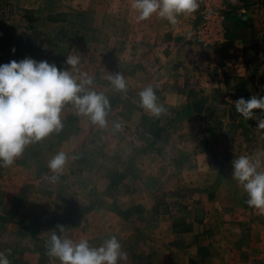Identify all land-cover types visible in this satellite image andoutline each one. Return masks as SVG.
Returning <instances> with one entry per match:
<instances>
[{
    "label": "crops",
    "instance_id": "crops-1",
    "mask_svg": "<svg viewBox=\"0 0 264 264\" xmlns=\"http://www.w3.org/2000/svg\"><path fill=\"white\" fill-rule=\"evenodd\" d=\"M227 3L234 12L223 39L205 47L191 39L196 12L170 24L156 13L139 20L131 0H0L1 7L44 18L85 11L88 25L59 36L66 45L61 65L16 48L12 34L0 39V64L31 57L78 80L86 75L93 80L88 87L111 105L101 128L64 104L58 131L0 166V252L10 264H60L47 246L57 225L91 247L115 236L127 253L120 264H264V214L247 205L233 178L241 155L264 171V128L257 122L264 110L245 119L235 109L239 97H248L241 86L249 88L251 69L264 66V0ZM69 55L79 57L75 68L66 63ZM115 73L126 91L107 79ZM148 85L164 108L159 116L141 107L139 93ZM60 151L69 159L53 182L48 162Z\"/></svg>",
    "mask_w": 264,
    "mask_h": 264
},
{
    "label": "clouds",
    "instance_id": "clouds-1",
    "mask_svg": "<svg viewBox=\"0 0 264 264\" xmlns=\"http://www.w3.org/2000/svg\"><path fill=\"white\" fill-rule=\"evenodd\" d=\"M131 7L139 13V20H147L156 13L176 24L180 14L197 12L200 3L199 0H131ZM66 63L75 68L79 57L69 55ZM107 79L117 91H126L127 83L120 73L110 74ZM92 83L91 77L85 75L78 80L68 70L31 57L0 64V166H11L27 145L58 131L66 103L74 104L78 114L87 117L93 125L107 127L109 99L103 92L88 87ZM139 96L141 107L151 114L159 116L164 111L151 85L141 90ZM235 109L245 119H253L254 110H264V95L241 96L235 102ZM257 122L264 128V118H257ZM114 128L119 130L120 123H114ZM68 159L67 153L60 151L49 160L53 182L63 172ZM259 167V161L254 163L249 156L241 155L233 161V178L247 193V205L264 214V171H258ZM64 232V225H57L47 242L48 255L57 258L60 264H120L127 260V253L115 236L99 247H91L87 239L77 242L64 236ZM0 264H10L4 252H0Z\"/></svg>",
    "mask_w": 264,
    "mask_h": 264
},
{
    "label": "rangeland",
    "instance_id": "rangeland-1",
    "mask_svg": "<svg viewBox=\"0 0 264 264\" xmlns=\"http://www.w3.org/2000/svg\"><path fill=\"white\" fill-rule=\"evenodd\" d=\"M10 8L12 7L0 6V33H5V37L0 35V39L3 38V41H6V38L12 34L13 36L11 35L10 39L11 41L14 40L16 48H22L23 46L27 48L30 46L31 48H29L32 51L46 50L47 54L45 53L44 55L46 56L45 60L48 62H56L57 65L62 64V53L66 50V45L59 40V36L68 31L71 36L74 29L81 27L82 24L88 25L90 23L85 19L86 12L77 9L59 11L58 15H56L57 13L55 14V12L46 13V18H44L38 13L34 14L36 11H26L27 9L20 10L18 8L11 10ZM52 19H57L58 21L53 22ZM23 29H26L27 35L25 37H20L22 36L20 34L25 33ZM55 37H58V41L55 40ZM254 49L258 50V45L256 43H254L253 50ZM262 51L264 52V50ZM50 58L53 60H49ZM255 61L257 64L259 58L256 57ZM250 74L251 83L248 88L249 92L251 94L264 95V66L258 65V68L253 67Z\"/></svg>",
    "mask_w": 264,
    "mask_h": 264
},
{
    "label": "built area",
    "instance_id": "built-area-1",
    "mask_svg": "<svg viewBox=\"0 0 264 264\" xmlns=\"http://www.w3.org/2000/svg\"><path fill=\"white\" fill-rule=\"evenodd\" d=\"M200 8L196 12V26L191 33V39L205 47H217L225 33V20L234 10L227 0H199ZM240 7L238 13H245Z\"/></svg>",
    "mask_w": 264,
    "mask_h": 264
},
{
    "label": "trees",
    "instance_id": "trees-1",
    "mask_svg": "<svg viewBox=\"0 0 264 264\" xmlns=\"http://www.w3.org/2000/svg\"><path fill=\"white\" fill-rule=\"evenodd\" d=\"M26 11H28V10H26ZM62 14H64V13H62ZM56 15H58V13L56 14ZM52 21L53 22H56V21H58L57 19H52ZM21 42V41H20ZM30 47V46H29ZM29 47H27L26 48V51L27 52H29L30 53V55L31 56H33V57H45L44 55H45V53L47 54V51L46 50H35V51H32ZM37 51V52H36ZM242 90H243V92H244V95L245 96H248L249 97V95L251 94L249 91H248V88L247 87H245V85L243 84L242 86ZM194 95V94H193ZM199 104V102H197V105Z\"/></svg>",
    "mask_w": 264,
    "mask_h": 264
}]
</instances>
